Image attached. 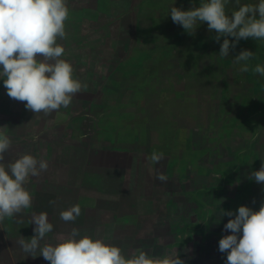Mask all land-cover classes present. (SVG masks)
Masks as SVG:
<instances>
[{"label":"crops","instance_id":"1","mask_svg":"<svg viewBox=\"0 0 264 264\" xmlns=\"http://www.w3.org/2000/svg\"><path fill=\"white\" fill-rule=\"evenodd\" d=\"M152 2L67 0L66 38L57 43L65 49L61 59L71 63L74 78L87 85L68 107L34 113L26 102L10 98L0 79V131L11 140L0 163L7 166L23 154L48 163L46 171L24 185L32 206L22 210L23 218L16 214L11 222H0V264H50L39 252L27 256L18 243L34 235L30 221L41 212L53 225L41 246L55 245L58 236L75 228L80 237L118 246L126 257L139 249L154 257L177 253L185 264H225L227 253L219 251V240L231 234L224 230L228 220L216 222L212 213L200 210L204 189L195 187V175L181 164L185 158L168 147L174 141L101 134L103 101L134 64L142 33L154 29L148 19L158 13ZM154 151L164 154L156 164L148 159ZM77 204L81 214L63 221L61 211ZM200 218L205 225L198 226ZM8 224L26 225L28 234L3 230Z\"/></svg>","mask_w":264,"mask_h":264},{"label":"clouds","instance_id":"2","mask_svg":"<svg viewBox=\"0 0 264 264\" xmlns=\"http://www.w3.org/2000/svg\"><path fill=\"white\" fill-rule=\"evenodd\" d=\"M235 2L238 10L231 15L226 13L229 0H204L188 10L173 5L170 16L189 35H195L196 28L206 22L208 30L215 31L217 42L224 37L219 55L228 57L230 49L242 39L264 40V0L243 5ZM69 12L67 0H0V79L7 95L26 102V109L34 113L66 108L76 93L87 88L74 78L71 63L61 59L65 49L57 43L66 38ZM253 57L254 52L242 50L234 62H244L239 70L248 72L247 62ZM253 71L264 77V66L257 64ZM10 146V138L0 131V161ZM163 157V153L154 151L148 159L156 164ZM261 161L260 169L248 178L264 184ZM47 168V161H38L31 154H23L7 166L0 163V222L32 206V195L24 185L30 176H38ZM158 179L164 181L166 177L160 175ZM80 214L77 204L61 211L60 218L71 222ZM223 215L234 217L224 225L231 234L219 240V251L227 253L225 264H264V201L258 211L241 205L235 213L224 211ZM30 223L35 224L34 235L22 237L18 243L27 256L35 258L39 252L50 264H185L177 253L154 257L137 249L126 257L118 246L87 235L80 237L75 228L66 236H58L55 245L41 246L40 241L53 231V225L45 212L34 214Z\"/></svg>","mask_w":264,"mask_h":264},{"label":"water","instance_id":"3","mask_svg":"<svg viewBox=\"0 0 264 264\" xmlns=\"http://www.w3.org/2000/svg\"><path fill=\"white\" fill-rule=\"evenodd\" d=\"M202 2L162 0L157 12L165 14L151 32L153 42L117 80L107 108L100 110L106 117L101 134L140 133L155 138L149 135L156 133L166 139L170 130L178 141L203 140L204 144L220 137L229 145L226 153L232 158L228 157L231 162L226 175L203 188L209 195L202 205L209 201L206 204L211 207V194L221 190L226 177L259 170L264 160V77L253 71L257 64L264 66V40L242 39L228 57L220 56L224 37L217 42L215 31H209L206 22L196 28L195 35H189L171 19L173 5L188 10ZM239 3L256 4L258 0ZM235 10V0H229L226 13ZM242 50L254 52L247 62L248 72L239 70L244 62H234ZM208 130L211 137L205 133ZM203 146L200 150L207 149Z\"/></svg>","mask_w":264,"mask_h":264},{"label":"rangeland","instance_id":"4","mask_svg":"<svg viewBox=\"0 0 264 264\" xmlns=\"http://www.w3.org/2000/svg\"><path fill=\"white\" fill-rule=\"evenodd\" d=\"M161 5H162V0L160 3V6ZM157 9L158 8H156V10ZM153 12L154 13H152V15L148 17V19L155 20V16H159V15L161 16V14L163 15L165 14L161 11H159L157 14L155 11ZM152 31L142 33L141 38H140V45L137 48V51L134 53L138 57L146 53L147 46L153 42L154 38L151 37ZM110 97L111 96H109L105 101H103L104 104H107V101L110 99ZM105 108H107V105ZM105 108L101 107L100 110H104ZM100 117L101 118L103 117L102 123L106 121L105 113L101 112ZM169 131L167 132V136L170 135L168 137L172 140H168V141L169 142L174 141V144H170L168 147H170V150L174 148L175 151L179 152V154L183 158H185L181 160L182 161L181 164L185 163L186 165L187 163L191 174L195 175V187L207 188L208 183H211L212 185H214L216 182H219L217 181L218 177H222L223 175H226L227 173L226 166L230 164L231 162L230 159H228V157L232 158V155L226 153V148L229 145L227 143L222 142L220 137L216 138L215 140H210L211 142L209 143L205 142V144L203 140L202 141L197 140L195 142L193 140H190L189 142L185 143L184 141L175 140L174 136L173 137L171 136L173 134L169 133ZM217 132L220 133V136H221L222 133L219 129L217 130ZM175 133L176 132H174V134ZM205 133L209 135L210 137L212 136V132H210L209 130L208 132H205ZM138 135H140V133H137L136 135L119 134L118 136L124 137V136H138ZM149 136L157 137L156 133L155 134L151 133V135ZM149 139L151 141V139L153 138L150 137ZM203 145H207V149L200 150V148L204 147ZM194 147L196 148V150ZM192 150H195V151H192ZM223 154H224V157H223ZM251 172L252 170H248L247 172L245 171V172L239 173L238 176H235L233 178L226 177L221 190L219 192H215L213 195L211 194L210 204L212 206L211 207L208 206L206 202H209V201H206L205 205L200 206V210L203 211L204 213L206 211L205 213L206 215L208 213H212L214 217V221L216 222H219V220H224V221L229 220L231 217H228L227 215H223V212L232 211L233 213H235L238 207L241 205L248 206L252 208L254 211H258L260 208V205H259L260 203H258V201H261V202L264 201V186H263L264 184L256 183L255 180L250 181L248 177L251 174ZM210 174L214 175L215 177L210 178L211 177L209 176ZM248 181L251 182V185H252L251 188L253 189V191L251 193V190L248 189L250 193L246 196V194L243 192L245 197H242V195L240 196V193H239L241 190L239 185L242 184V187H243L245 182L248 183ZM224 191L226 192V194L225 193L223 194ZM203 192H204V198L208 200L207 197L209 195V192L205 190ZM227 202H228V207L225 208V205L227 204ZM23 216H24L23 211L17 214L18 219L23 218ZM9 221L11 222L12 218H9ZM205 221L206 219H203L202 221V219L200 218V220H198L197 222L198 226L199 224L205 225ZM3 230L8 231V232L13 231V230H20V231H24L25 235H27L29 231L26 225L13 226L11 224L4 225ZM15 242L16 240L13 241L12 245L16 246V244H14Z\"/></svg>","mask_w":264,"mask_h":264},{"label":"flooded vegetation","instance_id":"5","mask_svg":"<svg viewBox=\"0 0 264 264\" xmlns=\"http://www.w3.org/2000/svg\"><path fill=\"white\" fill-rule=\"evenodd\" d=\"M154 1V3L152 2V4H150L151 6H153V9H156V8H158L159 6H160V3H161V0H153ZM163 14H161V16L159 15V16H155V20L153 19L152 21H153V24L155 25L154 26V29H156V27H158L159 25H160V22L162 21V19H163ZM153 29V30H154ZM209 176H211L210 178H213V177H215L214 175H209ZM251 181V180H250ZM250 181H248V183H246L245 182V184L243 185V187H242V184L241 185H239V187H240V196L242 195V197H245V195L243 194V192L246 194V196L250 193V191L249 190H251V193H252V191H253V189L251 188L252 187V185H251V182ZM253 181V180H252ZM253 184V183H252ZM249 189V190H248ZM226 194V192L224 191L223 192V194ZM251 198V197H250ZM240 199H241V197H240ZM258 203H260L259 205H261V201H258ZM228 207V202H227V204L225 205V208H227Z\"/></svg>","mask_w":264,"mask_h":264}]
</instances>
